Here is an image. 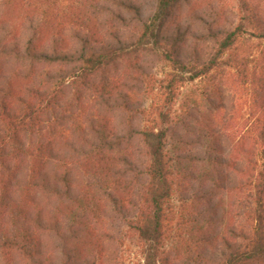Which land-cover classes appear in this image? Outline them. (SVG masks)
I'll return each mask as SVG.
<instances>
[{
  "label": "trees",
  "instance_id": "trees-1",
  "mask_svg": "<svg viewBox=\"0 0 264 264\" xmlns=\"http://www.w3.org/2000/svg\"><path fill=\"white\" fill-rule=\"evenodd\" d=\"M264 264V0H0V264Z\"/></svg>",
  "mask_w": 264,
  "mask_h": 264
},
{
  "label": "rangeland",
  "instance_id": "rangeland-1",
  "mask_svg": "<svg viewBox=\"0 0 264 264\" xmlns=\"http://www.w3.org/2000/svg\"><path fill=\"white\" fill-rule=\"evenodd\" d=\"M131 254H132V253H130L129 256H126V257L124 258V264H130V261H129L130 258H129V257L131 256ZM131 257H132V256H131Z\"/></svg>",
  "mask_w": 264,
  "mask_h": 264
}]
</instances>
